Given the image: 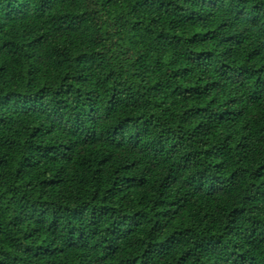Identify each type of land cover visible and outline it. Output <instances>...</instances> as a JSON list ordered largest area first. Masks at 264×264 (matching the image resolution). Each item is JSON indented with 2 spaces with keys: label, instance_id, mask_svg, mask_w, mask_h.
Here are the masks:
<instances>
[{
  "label": "trees",
  "instance_id": "16d2710c",
  "mask_svg": "<svg viewBox=\"0 0 264 264\" xmlns=\"http://www.w3.org/2000/svg\"><path fill=\"white\" fill-rule=\"evenodd\" d=\"M0 264H264V0H0Z\"/></svg>",
  "mask_w": 264,
  "mask_h": 264
}]
</instances>
